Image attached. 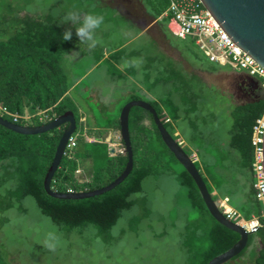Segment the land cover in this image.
<instances>
[{
	"label": "trees",
	"instance_id": "16d2710c",
	"mask_svg": "<svg viewBox=\"0 0 264 264\" xmlns=\"http://www.w3.org/2000/svg\"><path fill=\"white\" fill-rule=\"evenodd\" d=\"M88 1L96 7L92 14L102 15L108 22L115 20L109 6L100 0ZM138 1L153 18L166 12L158 22L168 25L172 16L167 11L170 0ZM33 4L31 0L28 7L11 6L9 15H14V30L5 39L0 37V102L20 116L32 115L29 120L20 118L16 123L21 125H42L72 111L77 124L73 133L75 145L65 150L50 188L59 193L101 188L123 171L127 155L121 152L109 155L106 142L86 141L87 133H84L77 106L67 95L70 79L62 65L72 46L70 40L64 41L62 37L66 29H71V22H66L70 12L56 9V4L43 8ZM86 11L81 7L74 13L83 16ZM169 39L188 69L171 59L167 62L163 59L160 64L158 57L151 56L149 50H145L144 55L137 52L133 43L110 48L106 63L113 70H118L117 65L122 66L152 96L133 92L124 99L118 111L130 100L147 101L170 135L182 142L184 151L189 156L196 155L194 164L212 199L217 202L227 197L229 205L246 221L258 220V227L249 233L246 246L223 264H264V217L261 202L256 197L252 166L253 126L264 112L260 81L256 79L259 86L249 101L234 103L230 96L198 74V71H226L230 68L228 65L210 61L190 35L184 38L169 35ZM136 61L143 65L144 80L137 76ZM38 112H44L46 117L40 120ZM119 113L107 115L104 130L119 129ZM4 118L12 120L9 115ZM65 127L61 125L47 132L25 135L0 125L2 231L9 222L4 214L26 212L24 200L29 197L41 215L68 234L81 235L91 228L94 238L99 237L105 244L114 243L117 236L112 232L113 227L125 212L140 207V213L132 218L137 223L153 214L145 181L151 178L163 182L174 177L184 192L188 210L195 215L188 220L185 234L180 233L185 239V243L182 242L185 248L183 264H207L239 239L238 233L213 218L193 178L162 141L152 115L138 106L131 107L128 115L133 160L128 176L111 190L94 197L76 200L51 197L43 187V180ZM87 159L91 161V174L80 179L76 171L80 160ZM171 226H176L174 220ZM164 233L165 230L161 235ZM198 237L205 244L193 249V239ZM12 241L25 243L23 238H12ZM0 243L5 242L2 239ZM2 249L0 247V264H10Z\"/></svg>",
	"mask_w": 264,
	"mask_h": 264
},
{
	"label": "rangeland",
	"instance_id": "374dc122",
	"mask_svg": "<svg viewBox=\"0 0 264 264\" xmlns=\"http://www.w3.org/2000/svg\"><path fill=\"white\" fill-rule=\"evenodd\" d=\"M30 1L0 0V37L2 39L8 37L14 30L12 18L14 15H9L10 8L18 7L19 4L28 7ZM88 2L90 1L33 0V3L37 6L41 5V8L56 4V9H65L68 13H74L81 7L86 8L87 13H94L95 4H88ZM104 21L100 29L110 34L111 46L117 44L124 35L118 31V28L123 27L125 20L115 17V20L111 22ZM105 36L107 38V35ZM90 60V57L75 52L73 57L65 55L62 65L71 80L76 74L84 71ZM179 61L185 68H189L181 58ZM108 68L109 66L104 64L99 70L90 74L84 83L89 82L91 77L99 75L103 92L108 91L111 84L114 85L111 97V99L114 98V102L111 105L108 103L106 107H115L114 115H117L120 112L118 108L124 100L119 97V88L125 81L118 79V72L113 73L116 76L107 75ZM233 71L236 70L228 68L226 71L217 73L198 71V74L205 82L216 86L230 96L235 103L240 101L233 98L236 91ZM79 88L76 92H80ZM102 123L106 121L103 120ZM144 187L150 197L149 208L153 214L137 223L132 218L140 213V207L125 212L113 227L112 232L117 236L114 243L105 244L99 237L94 238L91 228L85 229L81 235L74 232L68 234L52 223L48 217L41 215L32 199L28 197L24 200L26 212L4 214L9 222L3 231L0 227V242L2 239L5 242L0 243V247L3 248L10 264H183L185 239L180 237V233L185 234L188 220L195 217L187 208L183 190L174 177L163 182H156L150 178L145 181ZM173 220L176 223L175 227L171 226ZM164 230L165 233L161 235ZM12 238L20 240L23 238L25 243L13 242ZM192 244V248L196 249L205 243H202L198 237L193 239Z\"/></svg>",
	"mask_w": 264,
	"mask_h": 264
},
{
	"label": "water",
	"instance_id": "95a60500",
	"mask_svg": "<svg viewBox=\"0 0 264 264\" xmlns=\"http://www.w3.org/2000/svg\"><path fill=\"white\" fill-rule=\"evenodd\" d=\"M200 2L203 7L211 13L216 22L234 43L264 67V0H200ZM134 106L141 107L152 115L162 141L193 178L213 218L221 225L239 234V239L229 249L214 256L207 262V264L225 263L246 246L249 233L255 231L258 226L249 229L227 219L221 213L208 192L206 184L194 164L193 158L189 156L184 151L183 146L170 135L160 121L154 108L147 101L142 99L130 100L122 106L119 113V134L123 144L122 153L127 155L126 165L123 171L113 181L101 188L89 191L59 193L50 188L51 179L60 164L68 139L75 132L77 127L72 111H66L42 125H21L13 123L3 117H0V125L16 133L25 135L39 134L55 129L61 125H66L60 136L51 165L44 176L43 187L46 193L51 197L76 200L94 197L107 192L121 183L130 173L133 160L128 129V115L129 110ZM262 164L264 175V135L262 142Z\"/></svg>",
	"mask_w": 264,
	"mask_h": 264
},
{
	"label": "crops",
	"instance_id": "0c3cea01",
	"mask_svg": "<svg viewBox=\"0 0 264 264\" xmlns=\"http://www.w3.org/2000/svg\"><path fill=\"white\" fill-rule=\"evenodd\" d=\"M100 2L111 8L113 11V17L125 20L123 27L118 28V31L124 35L117 44L112 46H123L128 43H133L137 52L144 55L145 50H149L151 56L158 57L160 64L163 59L165 62L171 59L176 63H180V58L183 60L179 51L170 44L169 35L173 36L174 34L170 30L169 23L168 25H163L158 22L166 12L158 18H153L146 13V10L138 0H130L128 2L121 0H100ZM69 26L71 27L70 31L72 32V36L69 39L72 46L66 55H71L73 57L75 52H77L82 56L90 57L91 60L82 73L76 74V76L70 80L67 95L70 96L77 106L79 119L82 121L84 133H87L86 141L106 142L108 154L110 155V149L112 146H115L118 149L123 148L119 129L117 130L116 128L111 127L104 130L103 125L105 123H102L103 120L106 122L108 121L109 117H107V115L115 114V107H106L108 103L111 105L112 102H114V98L111 99V97L115 86L111 84L108 91L103 92L100 87L101 76L99 75L91 77V80L89 82L87 81L86 84L84 81L90 76V74L99 70L104 64L108 65L106 59L111 52V40H109V36L106 38V32L101 30L100 27L95 32V38L98 43L95 47H89L88 43L79 42L78 37L75 34V28L71 23ZM108 66L107 75H110L111 77L113 75L116 76L113 73L118 72V79L122 82L125 81L119 88V97H122L121 99H126L123 97L129 96L133 92H140L147 97H152L151 94L145 90L144 85L135 77L128 75L122 66L117 65L118 70H113L110 65ZM136 73L139 78L143 80L146 79L143 65L140 61H136ZM77 88H79L80 92H76ZM119 99L120 98L117 100ZM95 103L99 105L95 106ZM145 123L148 124V120H146ZM91 170V161L89 159L80 160V179L89 177Z\"/></svg>",
	"mask_w": 264,
	"mask_h": 264
},
{
	"label": "built area",
	"instance_id": "2783aa9c",
	"mask_svg": "<svg viewBox=\"0 0 264 264\" xmlns=\"http://www.w3.org/2000/svg\"><path fill=\"white\" fill-rule=\"evenodd\" d=\"M167 11L172 15L169 21V27L175 36L184 38L190 35L194 37L195 44L210 61L219 63L220 65H228L232 70L258 79L260 81V89L264 93V67L234 43L216 22L211 13L203 7L200 0H170ZM37 114H39L40 120L46 117L44 112H38ZM4 115L11 116V122L13 123H16L22 117L26 120L32 117V115L26 114L20 116L17 113H13L0 102V117L4 118ZM263 135L264 112L256 119L252 135V144L254 145V159L252 163L255 175L254 188L256 197L262 205L261 215L264 217ZM178 142L180 144L182 143L181 141ZM74 145L75 136L72 134L68 139L65 150L71 149ZM122 150L123 148L118 149L112 146L110 155L122 153ZM191 157L194 161L197 160L195 154ZM76 172H79V169ZM215 203L227 219L249 229L258 226L257 219L246 221L238 210L229 205L227 197L219 198Z\"/></svg>",
	"mask_w": 264,
	"mask_h": 264
},
{
	"label": "clouds",
	"instance_id": "9594fccd",
	"mask_svg": "<svg viewBox=\"0 0 264 264\" xmlns=\"http://www.w3.org/2000/svg\"><path fill=\"white\" fill-rule=\"evenodd\" d=\"M66 22H71L75 28V34L79 42L88 43L89 47H95L98 41L95 38V32L104 23L102 15L87 13L81 16L78 13H69ZM78 25V26H76ZM72 32L66 29L63 34V40L67 41L71 38Z\"/></svg>",
	"mask_w": 264,
	"mask_h": 264
},
{
	"label": "flooded vegetation",
	"instance_id": "af4514ba",
	"mask_svg": "<svg viewBox=\"0 0 264 264\" xmlns=\"http://www.w3.org/2000/svg\"><path fill=\"white\" fill-rule=\"evenodd\" d=\"M121 1H130V0H121ZM233 74L236 77V81H240V84H237L236 82V91L233 94V98L236 101L244 102L249 101L252 95L254 94V91L256 90V87H258V82L255 78L247 76L245 73H240L239 71H233Z\"/></svg>",
	"mask_w": 264,
	"mask_h": 264
}]
</instances>
